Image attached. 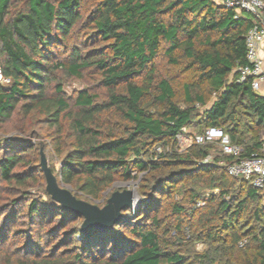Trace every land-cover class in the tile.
Masks as SVG:
<instances>
[{
    "label": "trees",
    "instance_id": "trees-1",
    "mask_svg": "<svg viewBox=\"0 0 264 264\" xmlns=\"http://www.w3.org/2000/svg\"><path fill=\"white\" fill-rule=\"evenodd\" d=\"M15 1L0 0V67L10 78L0 83V122L19 111L27 124L46 126L59 158L56 172L49 167L59 183L72 186L75 196L98 197L116 179L128 180L137 170L147 174L139 185L147 199L139 202L134 219L129 218L131 209L124 208V219L112 229L84 235L77 226L64 228L66 221L83 216L62 207L45 187L42 196L25 199V209L22 204L16 213L11 210L17 199L12 198L10 212L7 203L0 204V244L8 235L5 225L23 211L33 232L23 248L14 244L11 253L4 251L0 262L264 264L261 193L217 163L219 158L228 163L232 156L202 161L211 155V143L192 142L179 152L176 140L182 127L193 126L200 133L215 126L241 146L239 156L258 151L264 93L251 88L248 78L237 81L236 70L246 61L244 36L259 23L256 15L247 10L236 14L213 0H21L13 9ZM80 22L93 43H79L65 57H55V48ZM162 45L172 64H177V51L185 59L190 79L183 82L184 106L175 101L171 81L156 74L154 62ZM57 69L75 77L94 70L106 99L98 101L86 88L67 96L60 81L52 83ZM149 96L157 109L148 107ZM194 103L204 106L200 112ZM108 110L125 121L120 132L100 122ZM27 126L21 132H32ZM156 145L164 148L156 152ZM32 147L24 137H0V180L26 182L28 177L16 167ZM196 180L204 182L208 195L189 187L185 197L193 205L186 208L175 190ZM197 199L204 201L205 212L195 206ZM166 206L174 223L159 214ZM183 221L188 223L183 226ZM122 225L125 235L117 233ZM183 228L191 229L203 250L169 248L166 234Z\"/></svg>",
    "mask_w": 264,
    "mask_h": 264
},
{
    "label": "rangeland",
    "instance_id": "rangeland-1",
    "mask_svg": "<svg viewBox=\"0 0 264 264\" xmlns=\"http://www.w3.org/2000/svg\"><path fill=\"white\" fill-rule=\"evenodd\" d=\"M21 0H16L12 8L15 9L18 5L21 4ZM88 8V7H86ZM12 9V10H13ZM89 9V8H88ZM87 9V10H88ZM86 14V12L84 13ZM85 16V15H84ZM84 19V18H83ZM82 43L84 46L93 43V38L89 34V29H86L85 25L80 22L77 24V26L73 29L71 34L66 38V40L60 41V46L55 48L54 52H56L55 57L63 58L67 55V51L71 49V47H76L77 44ZM86 49V48H85ZM176 59L177 64H172L168 57L164 54L163 51V45L161 46L159 53L157 57L155 58V68H156V74L157 76L166 77L168 78L171 83L173 84L174 90H175V101L180 105L184 106L186 103L184 101V91H183V82L190 79V73L186 72L184 69L185 66V59L181 53V51L176 52ZM54 80L52 83L56 81H60L62 84L63 92L67 96H73L75 92L82 88L88 89L90 92H94L97 97L96 99L98 101L106 99L107 96V90L102 87L98 82V75L93 70H85L82 73V77H75L70 74H67L62 69H57L54 71ZM51 83V85H52ZM212 97L208 99L207 103L204 105H208L211 101ZM148 107L151 109H157L158 104L153 99L152 96L147 97ZM194 105L198 108V111L204 107L203 105H200L199 103H194ZM100 122L103 124V126H109L116 128L119 132L122 130L125 121L122 120V118L114 111V110H108L106 112H103L100 117ZM27 124V118H22L19 111L15 112L9 119H7L4 122H0V137H6V138H12V137H24L30 142L33 143V147L29 150H25V154H23V163L20 164L18 167H16V170H21L24 177H28L26 182L23 185L17 184V182H6L3 180H0V204L2 203H10V200L12 198L17 199V204H15L14 209L11 210L10 204L7 205V211L10 212V210L14 213H16L17 208H20V206L23 204V210L25 209L26 203H23L25 199L27 198H38L39 196H42V190L45 187V179L44 176L40 170L39 167V147L42 145L43 151L46 155L48 165L52 166V168L55 169V172L58 169L59 166V158L56 152L53 148V138H51L48 135V128L46 126L41 127V124L39 125H29ZM27 130H31L32 132H21L22 127H26ZM198 131L197 128L193 126H187L185 127V137L189 138L190 135L197 134ZM40 134V135H39ZM69 140V139H68ZM192 141L190 139H187V141H184L181 146H178V151L182 152L186 149L188 145H190ZM207 143L212 144V151L211 156L213 155H220V146L218 141H207ZM156 147H159L162 150L161 145H156ZM164 148V147H163ZM156 150V149H155ZM157 152V151H156ZM145 171H132V177L128 180H121L116 179L108 188H106L98 197H91L87 196L81 192H77V195L85 199L93 204H96L98 206H103L108 198L110 197L111 193L116 190H122L124 188H132L135 192V202L134 207L129 210L130 219H134L137 206L141 200H146L147 198H144L139 193V185L144 182V178L146 177ZM62 183V182H61ZM179 184V183H176ZM63 186L68 187L70 190H73L72 186L69 184L62 183ZM192 187L198 190L200 192L201 196H207L209 189L206 187L204 182L202 180H196V181H190L187 182V184L184 187H180L176 189V196L183 200V202H187V199L185 197V194L188 191V188ZM217 189H213L212 192H217ZM43 198V197H42ZM262 203V202H261ZM137 204V205H136ZM164 204V203H163ZM263 204V203H262ZM193 203H185L186 208H190L189 206H192ZM204 201L202 199H197L195 202V206H197L200 212H205V209L203 207ZM264 209V205H263ZM21 210V209H20ZM24 214V211H23ZM21 214L17 217H13L7 225H5L8 228V235L5 239V244H0V256L4 251H7L11 253L14 250V244L23 248L24 241L27 238L28 232H33V226L28 223L29 221L24 217V215ZM161 216L167 217L171 220L172 223L175 222V219L170 214L169 207H164L163 210L159 212ZM83 218H77L74 221L70 223V221H66L64 223V228L68 229V227L77 226L80 229V225ZM183 226H185L187 221H183ZM45 224V223H44ZM47 224V223H46ZM35 226V225H34ZM187 226V225H186ZM37 227V226H36ZM35 228V227H34ZM183 232H176L173 229H171L167 234L166 238L170 241V249H178L181 252H194L195 251H201L204 249L205 245L196 239H194V235L190 232L191 229L183 228ZM119 235H125L126 230L125 227L122 225L118 228ZM192 234V235H191ZM55 241V240H54ZM75 241V240H74ZM73 241V242H74ZM5 245V247H4ZM0 264H5L1 263Z\"/></svg>",
    "mask_w": 264,
    "mask_h": 264
},
{
    "label": "built area",
    "instance_id": "built-area-1",
    "mask_svg": "<svg viewBox=\"0 0 264 264\" xmlns=\"http://www.w3.org/2000/svg\"><path fill=\"white\" fill-rule=\"evenodd\" d=\"M218 4L233 8L236 14L241 11H251L259 19V23L252 24L245 33V59L244 63L236 67L238 78L237 81L249 79V84L254 90L264 89V69L262 60L258 54V44L264 38V21L255 12V8L264 14V0H213ZM10 81L9 76H5L0 67V83L5 84ZM190 139L195 143H204L207 141H218L221 154L232 156V161L226 163L223 158H219L217 163L225 165L226 171L233 176H242L248 179L251 184L261 193V200L264 205V130L261 135L258 151L251 153L249 156H239L241 146L230 140L229 135L221 128L208 126L202 132L185 137V127L176 134L178 146L184 141ZM160 152L159 147L155 148ZM211 155H206L202 161H209ZM244 239L239 242L241 245Z\"/></svg>",
    "mask_w": 264,
    "mask_h": 264
},
{
    "label": "water",
    "instance_id": "water-1",
    "mask_svg": "<svg viewBox=\"0 0 264 264\" xmlns=\"http://www.w3.org/2000/svg\"><path fill=\"white\" fill-rule=\"evenodd\" d=\"M255 12L264 21V14L257 8ZM39 165L45 179V190L52 199L62 207L69 208L83 216L80 231L84 235L95 230H110L124 219V208L132 209L135 205V192L132 188L113 191L103 206H98L85 199L75 196L68 187L57 181L56 176L48 165L42 145L39 147Z\"/></svg>",
    "mask_w": 264,
    "mask_h": 264
},
{
    "label": "crops",
    "instance_id": "crops-1",
    "mask_svg": "<svg viewBox=\"0 0 264 264\" xmlns=\"http://www.w3.org/2000/svg\"><path fill=\"white\" fill-rule=\"evenodd\" d=\"M258 54L262 60V68L264 69V38L258 44ZM257 92L264 93V89L260 88Z\"/></svg>",
    "mask_w": 264,
    "mask_h": 264
},
{
    "label": "bare ground",
    "instance_id": "bare-ground-1",
    "mask_svg": "<svg viewBox=\"0 0 264 264\" xmlns=\"http://www.w3.org/2000/svg\"><path fill=\"white\" fill-rule=\"evenodd\" d=\"M137 205V204H136Z\"/></svg>",
    "mask_w": 264,
    "mask_h": 264
}]
</instances>
